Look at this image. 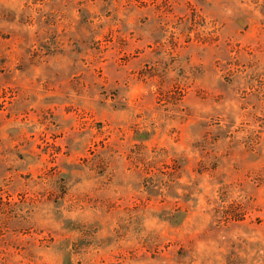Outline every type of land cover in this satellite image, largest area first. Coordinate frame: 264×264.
Instances as JSON below:
<instances>
[{
  "label": "rangeland",
  "instance_id": "374dc122",
  "mask_svg": "<svg viewBox=\"0 0 264 264\" xmlns=\"http://www.w3.org/2000/svg\"><path fill=\"white\" fill-rule=\"evenodd\" d=\"M0 264H264V0H0Z\"/></svg>",
  "mask_w": 264,
  "mask_h": 264
}]
</instances>
